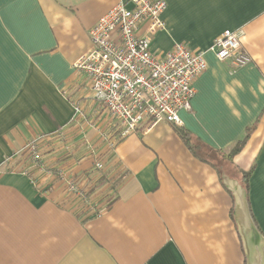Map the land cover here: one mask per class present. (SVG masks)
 Returning a JSON list of instances; mask_svg holds the SVG:
<instances>
[{"label":"crops","instance_id":"obj_1","mask_svg":"<svg viewBox=\"0 0 264 264\" xmlns=\"http://www.w3.org/2000/svg\"><path fill=\"white\" fill-rule=\"evenodd\" d=\"M119 2L0 0V264H264V0H167L152 50L181 42L207 61L179 111L190 144L168 121L119 138L76 67ZM226 29L248 64L214 54ZM43 134L44 168L24 150ZM57 168L101 213L63 199ZM104 174L123 179L93 189Z\"/></svg>","mask_w":264,"mask_h":264},{"label":"built area","instance_id":"obj_2","mask_svg":"<svg viewBox=\"0 0 264 264\" xmlns=\"http://www.w3.org/2000/svg\"><path fill=\"white\" fill-rule=\"evenodd\" d=\"M167 6V0H128L111 6L88 32L91 49L76 62L89 77L93 97L116 122L119 138L143 124L151 127L168 121L183 126L179 111L191 108L194 80L207 69L202 53L186 43L176 42L164 54L152 50L154 36L165 27L161 17ZM242 36L241 30L226 29L214 40V54L220 60L231 59L234 66L248 64L251 57L242 49ZM47 137L43 134L24 148L32 164L43 168L40 142ZM95 165L103 168L101 161ZM51 172L64 183L63 199L71 197L73 206L92 205L89 188L64 169ZM36 187L45 190L44 186Z\"/></svg>","mask_w":264,"mask_h":264},{"label":"trees","instance_id":"obj_3","mask_svg":"<svg viewBox=\"0 0 264 264\" xmlns=\"http://www.w3.org/2000/svg\"><path fill=\"white\" fill-rule=\"evenodd\" d=\"M182 126H177L179 132H180V135L183 137V139L188 143L190 144L191 141H190V137H189V132L187 131H184L182 128ZM243 141L239 142L238 146L230 153L229 158H231L232 154L238 152L241 147L243 146ZM123 179V174L121 175H115V176H112V177H109L107 174H104L98 181L95 185H93V189H98L100 186H103L105 185L106 183L110 184L109 186H111L112 189H116L118 187V184L121 183ZM93 191V190H92ZM108 204L110 205L111 203V198H108ZM108 207V206H107ZM100 211V208L98 210L95 211L96 214H99L101 213Z\"/></svg>","mask_w":264,"mask_h":264},{"label":"rangeland","instance_id":"obj_4","mask_svg":"<svg viewBox=\"0 0 264 264\" xmlns=\"http://www.w3.org/2000/svg\"><path fill=\"white\" fill-rule=\"evenodd\" d=\"M76 208L78 207V208H80V209H82L84 206L82 205V207H79V205L78 206H75ZM87 207H89V213H91V214H93V211H96V210H98L100 207H101V205L99 204V203H93L92 202V205L91 206H88L87 205ZM82 212H83V210H81ZM86 211V210H85Z\"/></svg>","mask_w":264,"mask_h":264}]
</instances>
